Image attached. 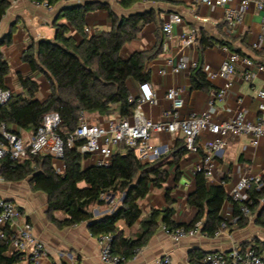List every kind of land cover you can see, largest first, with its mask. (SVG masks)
Here are the masks:
<instances>
[{
    "label": "crops",
    "instance_id": "crops-1",
    "mask_svg": "<svg viewBox=\"0 0 264 264\" xmlns=\"http://www.w3.org/2000/svg\"><path fill=\"white\" fill-rule=\"evenodd\" d=\"M107 4L118 17L133 14L150 13L156 22L143 26L136 40L127 43L121 50V56L127 58L134 52L153 51L160 49L159 54L148 61L144 73L148 74L149 89L155 96L153 105L144 104L143 111L146 117L155 122L168 119L171 112V103L166 100L165 93L169 88L176 87L182 92L185 100L184 114H202L207 108L211 93L224 90L222 99H215L213 104L212 121H223L234 118L244 111V117L255 122L259 99L257 91H264V72H259L249 81L244 79L245 69L241 65L233 76L228 79L217 77L210 79L208 73L218 69L227 59L229 53L238 52L253 63L264 67V29L262 19L264 10L259 11L253 7L244 13L240 24L229 25L225 21L226 8H237L238 4L230 3L226 7H205L193 5L187 0H137L132 7L122 8L117 0H84ZM75 5V4H70ZM77 5V4H76ZM64 5L58 3L52 8L36 5L28 0H14L0 20V41L11 33V42L0 46V52L8 65V74L4 81L2 92L19 94L22 92L20 79H29L38 84L35 99L44 102L49 96L48 83L40 73H33L30 67L22 61V54L32 44L40 40H52L55 35V16ZM170 15H179L181 24L172 25L171 40L167 41L162 32V26ZM85 27L89 35L95 32H108L111 23L107 11L96 9L86 15ZM60 23H65L61 20ZM197 31V38L192 47H182V33L189 30ZM70 35L79 40L78 35L71 29ZM228 44L220 46L218 42ZM186 57L196 60L206 73L207 81L212 88L209 92L193 91L190 89V72L178 74L165 69L168 58L178 59ZM230 82V86L226 87ZM130 79L127 82L130 94L137 98L140 95V86ZM96 121L95 124H105L111 118H102L95 115L87 117ZM90 121V120H89ZM24 141H28L31 132L16 130ZM206 136V135H205ZM183 141L181 135L172 136L166 133H152L151 143L163 147V157H168L177 143ZM120 147L116 150L119 151ZM115 152V153H116ZM204 154L199 148L198 153L187 152L177 166L166 165L169 177L160 187H150L148 194L139 201L142 217L147 216L151 210L173 209L172 220L177 225H189L195 215L196 209L187 204V197L195 188V173L193 167ZM215 172L232 184L243 174L264 175V137L260 139L257 149L250 148L249 137L242 135L237 138H228L227 146L223 151L213 157ZM96 157L88 158L83 167L94 166ZM168 163L170 160H167ZM145 164V163H144ZM54 167L62 172V162L54 161ZM178 170V177L175 171ZM216 182V181H215ZM215 182L207 180L209 185L218 186ZM83 187V184H80ZM168 193L171 204L167 203ZM0 197L14 203L21 215V220L33 226V234L46 245L47 264H104L99 260V247L96 238L88 231V224L81 223L70 227L58 228L49 218L47 197L44 193L33 191L29 180L18 183L7 182L0 176ZM123 200V196L109 195L103 206H92L90 211L96 221L112 214ZM230 204H223L221 216L230 212ZM57 220L66 218L64 213L53 214ZM20 220V221H21ZM119 231L125 238H135L139 231V222L127 226L123 221L117 223ZM246 245H264V229L255 224L254 218L244 228L230 227L219 238H208L198 232L194 237L172 241L163 227H159L148 243L132 259L122 264H155L157 259L165 254L171 257L173 264H196L194 256L199 253L228 254L234 248ZM14 252L9 250V254ZM19 264H31L28 256L22 255Z\"/></svg>",
    "mask_w": 264,
    "mask_h": 264
},
{
    "label": "trees",
    "instance_id": "trees-1",
    "mask_svg": "<svg viewBox=\"0 0 264 264\" xmlns=\"http://www.w3.org/2000/svg\"><path fill=\"white\" fill-rule=\"evenodd\" d=\"M12 1L14 0H0V20ZM28 1L46 4L48 8L60 3V0ZM117 1L122 8L128 9L137 0ZM96 9L107 11L111 29L89 35L85 32L86 15ZM61 20L65 23H60ZM151 22L155 23L156 20L150 13L118 17L107 4L94 1L81 5H64L54 24V38L32 44L21 58L33 73H40L45 77L49 90L47 100H36L38 84L21 78L22 92L9 94L7 102L0 105V125L17 136L18 133L13 128L34 134L43 116L55 112L60 118V124L54 130V135L65 141L78 127L81 114L118 120L130 117L135 109V101L127 82L130 79L137 83L147 82L149 76L144 73L145 65L159 54L160 49L134 52L127 58L121 56V50L127 43L136 40L143 26ZM71 29L79 40L70 35ZM10 42L11 33L0 41V46ZM218 44L228 45L221 41ZM7 74L8 65L0 52L1 91ZM189 76L191 90H211L212 86L200 64L190 71ZM187 152L183 139L168 157L161 156L154 162L144 164L136 158L132 149L121 145L119 151L112 156L109 166L83 167V162L88 157L82 156L78 151L65 149L61 160L63 169L58 172L51 154H33L27 149L25 157L19 163L13 162L8 155L0 160V176L3 180L14 183L29 180L33 191L44 193L49 218L58 228L87 223L92 237L111 235L112 253L120 256L124 263L136 255L137 249H142L148 243L159 227L173 232L180 227L192 229L196 222L201 221L199 232L213 238L215 231L224 222L221 210L226 200L225 190L220 186L209 185L203 172L195 173V188L187 197V204L196 209V215L189 225L175 224L171 208L153 209L142 217L139 201L145 198L151 186L160 187L167 181L169 172L166 165L177 166ZM167 160H170L169 163ZM175 174L178 177V170ZM262 179L264 182V175ZM80 184L84 186L81 187ZM109 195H121L124 198L112 214L96 221L90 208L105 205ZM166 200L171 204L168 193ZM242 207L249 209L247 217L242 215ZM55 212L64 213L66 218L61 221L55 219ZM232 213L236 220L234 223H227L228 228H244L254 218L255 224L264 229V188L260 192L251 189L245 201L233 203ZM119 221L129 227L139 222L135 238L123 236L117 227ZM8 234L6 230L5 237H0V264H19L22 255L9 254ZM253 246L258 251L264 250V245ZM206 254L208 253H197L193 257L196 264H201Z\"/></svg>",
    "mask_w": 264,
    "mask_h": 264
},
{
    "label": "built area",
    "instance_id": "built-area-1",
    "mask_svg": "<svg viewBox=\"0 0 264 264\" xmlns=\"http://www.w3.org/2000/svg\"><path fill=\"white\" fill-rule=\"evenodd\" d=\"M191 4L203 5L205 7H226L230 3H237L238 7L226 8L225 21L229 25L240 24L244 13L253 7L256 10H264V0H187ZM84 0H60L63 5H80ZM36 5L46 4L35 3ZM182 18L179 15H170L167 22L162 26V32L167 41L171 40L172 25L181 24ZM264 29V17L262 19ZM88 33V29L85 28ZM182 47L188 48L195 44L197 31L189 30L182 33ZM241 65L245 72L243 74L246 81L252 80L257 73L264 72V67L253 63L250 59L242 57L237 53H229L217 70L208 73L210 79L217 77L228 79L233 76L237 67ZM198 62L186 57L178 59L168 58L165 61L164 73L168 69L173 74L190 72L197 68ZM230 86V82L226 87ZM208 108L200 115L194 113L184 114L185 100L179 88H169L165 93V98L171 103V112L163 122H155L145 116L143 105H153L155 96L149 89L148 84L140 86V95L134 98L135 109L132 115L126 119L118 120L112 118L105 124L91 123L86 115L81 114L79 125L65 141L54 135V130L60 124L57 113L51 112L43 116L42 122L28 141L21 137L7 132L4 125H0V160L9 156L13 162H21L25 157L27 149L33 154L49 153L54 161L61 162L64 150L78 151L82 156L88 158L96 157L95 165L107 167L116 150L124 145L133 150L136 158L141 163H151L158 160L165 151L161 146L151 143L152 133H166L172 136L181 135L185 141L186 149L191 153H198L199 148L204 149L201 160L193 167L194 173L203 172L206 180L215 182L222 187L226 193V203L232 207L233 203H240L247 199V194L251 189L260 192L264 188L261 174H243L234 183L229 184L222 175L215 172L213 157L219 154L227 146L228 138H237L242 135L249 137L250 148L254 151L258 148L260 139L264 137V91H257L256 96L260 100L257 107V119L250 122L244 117V111L238 113L234 118L223 121H212L214 112L213 104L215 99H222L224 90L218 93H211ZM9 99V93L0 90V105ZM206 135V136H205ZM80 143L78 146L77 144ZM104 198V197H103ZM107 199V197H106ZM242 215L247 217L249 209L241 208ZM224 222L215 231L213 238L221 237L227 232V223H234L232 209L223 214ZM21 215L17 206L0 197V237H5L8 230L9 250L24 256H28L31 264H47L46 245L33 234L31 223L21 220ZM202 222L198 221L192 229L180 227L173 232L165 233L169 235L173 242L194 237L200 230ZM99 247V260L104 264H121L123 259L112 253V236L100 235L96 238ZM141 249L136 250V254ZM155 264H173L168 254L163 255ZM201 264H264V250L258 251L253 245L245 247L238 246L228 254L208 253L201 260Z\"/></svg>",
    "mask_w": 264,
    "mask_h": 264
},
{
    "label": "water",
    "instance_id": "water-1",
    "mask_svg": "<svg viewBox=\"0 0 264 264\" xmlns=\"http://www.w3.org/2000/svg\"><path fill=\"white\" fill-rule=\"evenodd\" d=\"M81 5V4H80ZM61 12V9L57 12V14H56V16H55V19L54 20H57V18H58V15H59V13ZM132 15V14H131ZM131 15H129V16H131ZM123 17H125V16H123ZM113 196V195H112ZM123 198H124V196H123Z\"/></svg>",
    "mask_w": 264,
    "mask_h": 264
},
{
    "label": "rangeland",
    "instance_id": "rangeland-1",
    "mask_svg": "<svg viewBox=\"0 0 264 264\" xmlns=\"http://www.w3.org/2000/svg\"><path fill=\"white\" fill-rule=\"evenodd\" d=\"M86 117H89V116L86 115ZM89 120H90L91 123H96V121H95L94 119L92 120V118H90ZM120 196H121V195H119V197H120ZM91 209H92V207H91Z\"/></svg>",
    "mask_w": 264,
    "mask_h": 264
}]
</instances>
